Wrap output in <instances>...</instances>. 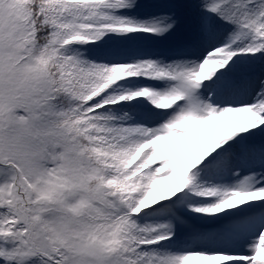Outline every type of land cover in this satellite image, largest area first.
<instances>
[{
    "label": "snow or ice",
    "instance_id": "obj_1",
    "mask_svg": "<svg viewBox=\"0 0 264 264\" xmlns=\"http://www.w3.org/2000/svg\"><path fill=\"white\" fill-rule=\"evenodd\" d=\"M0 264H264V0H0Z\"/></svg>",
    "mask_w": 264,
    "mask_h": 264
},
{
    "label": "rangeland",
    "instance_id": "obj_2",
    "mask_svg": "<svg viewBox=\"0 0 264 264\" xmlns=\"http://www.w3.org/2000/svg\"><path fill=\"white\" fill-rule=\"evenodd\" d=\"M145 2H150V0H145Z\"/></svg>",
    "mask_w": 264,
    "mask_h": 264
}]
</instances>
